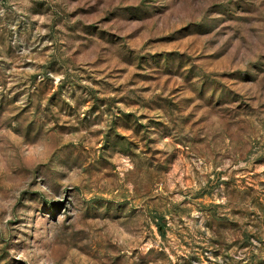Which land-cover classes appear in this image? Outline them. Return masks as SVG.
I'll return each instance as SVG.
<instances>
[{"label":"rangeland","instance_id":"obj_1","mask_svg":"<svg viewBox=\"0 0 264 264\" xmlns=\"http://www.w3.org/2000/svg\"><path fill=\"white\" fill-rule=\"evenodd\" d=\"M0 264H264V0H0Z\"/></svg>","mask_w":264,"mask_h":264}]
</instances>
